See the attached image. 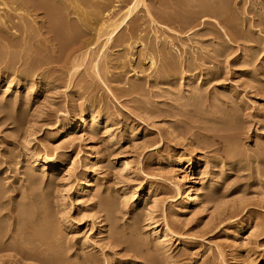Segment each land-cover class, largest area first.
<instances>
[{
    "label": "rangeland",
    "instance_id": "obj_1",
    "mask_svg": "<svg viewBox=\"0 0 264 264\" xmlns=\"http://www.w3.org/2000/svg\"><path fill=\"white\" fill-rule=\"evenodd\" d=\"M87 1L82 8L91 19L84 26L72 22V15L49 18L35 10L18 16L12 12L14 5H8L10 10L3 7L10 12L0 20V235L5 234L0 244H7L0 250V264H264V26H252L259 17L264 19V0L222 1L228 14L221 18L236 20L238 35L203 9L216 0H142L116 30L114 44L104 49V37L95 44L91 34L108 19L120 21L137 0ZM93 2L100 4L99 16ZM57 27L70 38L69 44L55 40ZM85 39L95 43L86 59L76 58L81 51L75 49ZM162 47L171 53L177 77L164 78L155 53ZM150 53L153 65L146 60ZM28 66L37 72L27 73ZM24 71L29 82H21ZM90 110L99 113L96 132L80 130L78 143L71 137L51 140L58 120L69 124L74 115ZM14 116L21 121L14 122ZM55 145L61 147L57 157L73 164L43 175L31 164L28 151L52 156ZM227 148L232 157L224 152ZM89 157L95 158L93 164ZM86 171L95 179L75 205V189ZM177 178L183 179L184 189L192 185L200 194L206 183L212 184L213 195L208 201L202 200L205 195L198 197L184 212L174 197ZM99 194L116 202L110 215L102 210L105 199ZM22 203L36 211L46 229L51 227L46 242L57 238L61 246L55 241L52 245L63 249L57 250L64 263L55 259L50 245L41 244L45 240L33 238L39 222L26 208L29 216L24 218ZM39 206L48 208L47 215ZM153 222L162 231L166 225L171 234L153 236ZM241 222L248 226L237 235ZM111 223L125 231L120 232L122 240L114 238ZM51 229L61 239L52 236ZM134 239L142 242L136 252L127 243ZM23 242L29 246L21 251L17 247Z\"/></svg>",
    "mask_w": 264,
    "mask_h": 264
},
{
    "label": "bare ground",
    "instance_id": "obj_2",
    "mask_svg": "<svg viewBox=\"0 0 264 264\" xmlns=\"http://www.w3.org/2000/svg\"><path fill=\"white\" fill-rule=\"evenodd\" d=\"M74 1V0H73ZM90 1V0H89ZM103 1V0H102ZM105 1H107V0H105ZM179 1V0H178ZM181 1V0H180ZM196 1V0H195ZM198 1V0H197ZM207 2H209V0H206ZM212 1V0H211ZM218 1H221V5H219V3L217 4L216 2H217V0H216V2H215V0H214V2H215V7L214 6H212L211 4L209 5V4H207V3H205V4H203L202 5V7H203V9H207V10H209V11H206L207 13H209V16L212 14L213 16H215V17H217V18H220V19H223L224 17V15H225V13H227L226 11V9L225 8H227V7H225L224 8V4L225 3H222V1L223 0H218ZM226 1H228V0H226ZM226 1H223V2H226ZM65 2H67L66 0H0V20H2L3 21V18H4V16H5V14H9V12L7 11L6 13L4 12V9H3V7H6L7 9H8V5L10 4V5H14L15 7L12 9V12H13V14H16V15H21V14H25V12H31V11H35V10H42V11H44L45 13V15H46V17H49V18H59V16H64L65 18H67L68 16H69V18H70V16L71 17H74V18H72L73 20H72V22L74 21V23L77 21H79L80 23H81V26L83 25H87V22H89L88 20L89 19H91V18H88L89 17V13H85L84 12V8H82L83 6H85V5H88V1L87 0H82V1H74V2H72V3H70L69 5L67 4H65ZM104 2V1H103ZM140 2H142V4H143V1L142 0H137L135 3H133V5L132 6H129L126 10H125V15H124V17L120 20V21H118L117 22V20H116V22H115V20L113 19H108L105 23H107L106 25H104V23H101V26L99 27V29L97 30V31H95V33L93 34H91L92 35V37H93V35H94V38H96V40H95V42H91V40H88V39H85L83 42H81L80 43V45L79 46H77L76 48L77 49H75V50H77V52H79V51H81L80 52V55H76L75 53V55H76V58H80V59H86L85 57L87 56V51H89V49H90V47L92 48V44L93 43H95V44H97V40H99L101 37H104V42H103V49L105 48L104 46H106L107 44H114V41H113V38L115 37V32H116V30L118 29V28H120L123 24H124V22L126 21V19L128 18V17H130L131 15H132V13H133V11L135 10V8L139 5V3ZM176 2H177V0H176ZM175 2V3H176ZM183 2V1H182ZM187 2H189V1H187ZM213 2V1H212ZM79 5H78V4ZM178 3V2H177ZM176 3V4H177ZM183 3H185V1L183 2ZM192 3V2H191ZM195 3H197V2H195ZM227 3V2H226ZM229 3V2H228ZM227 3V4H228ZM27 4H33V7H26V5ZM58 4H59V6L62 8V11H59V10H57V8L58 7H56V6H58ZM104 4V3H103ZM141 4V3H140ZM28 5V6H29ZM100 4L99 3H94L93 2V4H92V6H93V10H97V11H99V12H101L100 11V6H99ZM178 5H180V4H178ZM185 5V4H184ZM184 5H182V6H184ZM188 5V4H187ZM191 5H193V4H191ZM258 5V4H257ZM147 6V5H146ZM188 6H190V5H188ZM187 6V7H188ZM227 6V5H226ZM260 6V5H259ZM87 7V6H86ZM86 7H85V9H86ZM104 7V6H103ZM108 7V6H107ZM180 7H181V5H180ZM260 7H264V6H260ZM88 8H90V7H88ZM194 8V7H193ZM6 9V10H7ZM11 9V8H10ZM10 9H8V10H10ZM59 9V8H58ZM91 9H92V7H91ZM103 9V8H102ZM199 9V6L197 7V10ZM201 9V8H200ZM199 9V10H200ZM88 10V9H87ZM182 10V9H181ZM199 10H198V12H199ZM226 10V11H225ZM97 11L95 12L96 14H97ZM196 11V10H195ZM201 12H202V10H200ZM254 11H256V10H254ZM263 10H261V12H262ZM88 12V11H87ZM93 13H94V11H92ZM103 12V11H102ZM151 12V11H150ZM201 12H200V15H201ZM148 13V12H147ZM207 13H204V15L205 14H207ZM264 12H262V14H263ZM99 14V13H98ZM96 15V16H99V15ZM124 14V13H123ZM193 14V13H192ZM228 14V13H227ZM93 15V14H92ZM177 15V14H176ZM199 15V13L197 14V16H200ZM93 16H95V14L93 15ZM92 16V17H93ZM157 16V15H156ZM197 16H196V18H197ZM203 16V15H202ZM212 16V17H213ZM261 16V15H260ZM150 17V16H149ZM192 17V16H191ZM214 17V18H215ZM221 17H223V18H221ZM57 18V19H58ZM63 18V17H62ZM64 18V19H65ZM94 18H97V17H94ZM159 18H160V15H159ZM165 18V17H164ZM171 17H169V19H170ZM195 18V19H196ZM233 18V17H232ZM101 19V18H100ZM172 19V18H171ZM171 19H170V21H171ZM177 19V18H176ZM181 19V18H180ZM192 19V18H191ZM219 19V20H220ZM52 20V19H51ZM166 20V19H165ZM182 20V19H181ZM186 20V19H185ZM189 20V21H188ZM187 21H188V23L189 22H191V21H193V20H190V19H188ZM229 20V19H228ZM228 20H225V19H223V22H225L226 24V28L233 34V35H238L239 34V28H237L238 26L235 24V22H236V20H234L235 22H233L232 20L231 21H228ZM250 20V19H249ZM169 21V22H170ZM253 21V20H252ZM58 22V21H57ZM65 22V21H64ZM71 22V21H70ZM78 22V23H79ZM92 22V21H91ZM90 22V23H91ZM96 22V21H95ZM168 22V21H167ZM182 22H183V20H182ZM250 22V21H249ZM254 22V23H253ZM252 22V26H257V25H254L255 23H260L261 25H263L264 26V19L262 18V16L261 17H259L258 18V20L257 21H253ZM153 23V22H152ZM172 23H174L173 21H172ZM180 23H181V21H180ZM186 23V22H185ZM3 24V23H2ZM61 24V23H60ZM70 24V23H69ZM182 24V23H181ZM222 24H224V23H222ZM75 25V24H74ZM80 25V24H79ZM65 26V25H64ZM70 26V25H69ZM75 26H78V24H76ZM12 27V26H11ZM55 27V26H54ZM73 26H71L70 27V29L72 28ZM86 27H88V26H86ZM52 28V27H51ZM77 28V27H76ZM79 28V27H78ZM85 28V27H84ZM53 29V28H52ZM59 29V27H57V29H56V33L57 34H55V37H56V39L55 40H57V42L59 41V43L61 44L62 42H67V41H71L70 40V38L69 39H67V36H63V35H61L58 31ZM69 29V30H70ZM73 29H75V28H73ZM80 29L82 30V28L80 27ZM63 30V29H62ZM65 30V29H64ZM80 30V31H81ZM2 31V30H1ZM76 31V30H75ZM78 31H79V29H78ZM63 32V31H62ZM68 32V31H67ZM54 33V32H53ZM82 33H84L83 31H82ZM74 34V33H73ZM72 34V35H73ZM80 33H78V35H79ZM85 35H87V34H85ZM73 37V36H72ZM74 37H77L76 36V34H75V36ZM249 38V37H248ZM72 39V38H71ZM247 39V38H246ZM250 39V38H249ZM262 39V38H261ZM251 40V39H250ZM92 41H94V40H92ZM228 41V40H227ZM168 42V41H167ZM250 42V41H249ZM68 43V42H67ZM66 43V44H67ZM165 43V42H164ZM69 44V43H68ZM163 44V43H162ZM64 45V44H63ZM168 45V44H167ZM166 45V46H167ZM67 46V45H66ZM109 46V45H108ZM123 46V45H122ZM163 46V45H162ZM256 46V45H255ZM170 47V46H169ZM168 47V48H169ZM146 48V47H145ZM148 48V47H147ZM251 48H252V46H251ZM102 49V50H103ZM244 50L245 49H247V48H243ZM249 49V48H248ZM82 50H83V52H82ZM155 50V49H154ZM171 50V49H170ZM174 50V49H173ZM250 50V49H249ZM251 50H253V49H251ZM250 50V51H251ZM151 51H153V49H151ZM172 51V50H171ZM245 51H247V50H245ZM128 52V51H127ZM249 52V51H248ZM253 52V51H252ZM251 52V53H252ZM92 53V52H91ZM152 53V52H151ZM149 54V56H146V60H148L149 61V63L151 64V65H153L154 64V58H153V56H152V54ZM155 53L156 54H159V58H161L160 59V63H161V66H162V68H163V73L165 74V75H168V77H166L165 75H164V78H169V77H173L174 76V74H176V70L173 68V62H172V59H170L169 57H170V55H171V53H169L164 47H162V48H160L157 52L155 51ZM245 53V52H244ZM247 53V52H246ZM90 54V53H89ZM104 54V53H103ZM147 55V54H146ZM154 55V54H153ZM169 55V56H168ZM244 55H246V54H244ZM252 55V54H251ZM250 54H249V56H251ZM91 56V55H90ZM132 56V55H131ZM141 56H143V55H141ZM172 57V56H171ZM247 57V56H246ZM89 58V57H88ZM249 57H247L246 58V62L249 60L248 59ZM254 58V57H253ZM256 58V57H255ZM101 59V58H100ZM103 59H104V57H103ZM251 59V58H250ZM119 60V59H118ZM175 60V59H174ZM253 60V59H252ZM255 60V59H254ZM253 60V61H254ZM158 61H159V59H158ZM176 62V61H175ZM248 62H250V61H248ZM75 63V62H74ZM156 63V62H155ZM178 63V62H177ZM251 63H252V61H251ZM35 64V63H34ZM189 64V63H188ZM250 64V63H249ZM254 64V63H253ZM36 65V64H35ZM160 65V64H159ZM245 65V64H244ZM258 65V64H257ZM32 66V65H31ZM30 66V67H31ZM38 66V65H37ZM178 66V65H177ZM198 66V65H197ZM248 67H249V65H247ZM251 66V65H250ZM29 67V66H28ZM30 67L29 68H26V69H28V70H26L27 71V73L29 72L30 74H33L32 72L33 71H35L36 69H30ZM77 66L75 65V68H76ZM95 67H97V63H95L94 64V68ZM175 67V66H174ZM260 67V66H259ZM157 68V67H156ZM173 68V69H172ZM179 68V67H178ZM197 68V67H196ZM37 69H38V67H37ZM72 70H74V69H72ZM95 70H96V68H95ZM178 70V69H177ZM184 70V69H183ZM208 70V69H207ZM1 71V70H0ZM76 71V70H75ZM250 71H251V69H250ZM21 72H22V70H21ZM36 72H37V70H36ZM35 72V73H36ZM96 72V71H95ZM97 72H99V71H97ZM182 72V71H181ZM211 72V71H210ZM244 72V71H243ZM252 72V71H251ZM253 73H255L254 71H253ZM1 74V73H0ZM22 75H20L21 77H22V81L21 82H27L28 80V77H27V75H25V71L23 72V73H21ZM44 74V73H43ZM42 74V75H43ZM179 74V73H178ZM207 74H210V73H208L207 72ZM15 75V74H14ZM36 75H38V74H36ZM157 75V74H156ZM181 75H182V73H181ZM204 75H206V74H204ZM215 75V74H214ZM264 75V74H263ZM29 76V75H28ZM33 76V75H32ZM46 76V75H45ZM180 76V75H179ZM178 76V77H179ZM201 76V75H200ZM15 77V76H14ZM30 77V76H29ZM159 77V76H158ZM163 77V76H162ZM176 77H177V74H176ZM181 77V76H180ZM208 77H211V76H208ZM13 78V77H12ZM19 78V77H18ZM42 78V77H41ZM160 78V77H159ZM186 78H188V76L186 77ZM16 79V78H15ZM21 79V78H20ZM162 79V78H161ZM180 79H182V78H180ZM190 79H191V77H190ZM32 80V79H31ZM46 80H47V77H46ZM208 80V79H207ZM20 81V80H19ZM45 81V80H44ZM162 81H163V79H162ZM171 81V80H170ZM29 82V81H28ZM165 82V81H164ZM169 82V81H168ZM181 82V81H180ZM31 83H33V82H31ZM41 83V82H40ZM173 83V82H172ZM44 84H46V82H44ZM43 84V85H44ZM204 84H206L205 82H204ZM19 85V84H18ZM41 85V84H40ZM47 85V84H46ZM201 85V84H200ZM199 85V86H200ZM206 86V85H205ZM38 87V86H37ZM229 90V89H228ZM198 91V90H197ZM193 92V91H192ZM195 93V92H194ZM32 93H30L29 95H31ZM195 95H197L196 93L195 94H193V96L195 97ZM192 96V95H191ZM199 99V98H198ZM90 105H91V103H90ZM224 106V105H223ZM92 109V108H91ZM80 110V109H79ZM96 110V109H95ZM101 112V111H100ZM97 113H98V111H97ZM96 113V111H93V110H90L89 112H79V113H77L76 115H74L75 117H74V119L71 121V123H69V124H61V122L58 120L57 122H56V125L54 124V126L56 127V130L53 132V135H52V137H51V140L53 141V142H60L61 140H64V138H68V137H71L72 139H74L75 140V142H79V139H80V137L78 136V132H80V130H87V127L88 128H92V131L93 130H95V132H96V128L98 127L97 125H98V114ZM227 113H229V110L227 111ZM231 113H233L232 112V110H231ZM230 113V114H231ZM17 115V114H16ZM220 115V114H219ZM233 115V114H232ZM224 116V115H223ZM227 116V115H226ZM225 116V118H226V120H227V118H228V116L226 117ZM234 116V115H233ZM22 117V116H21ZM230 117V116H229ZM10 118V117H9ZM64 118V117H63ZM65 118H67V119H71L72 117L71 116H68L67 114H65ZM224 118V119H225ZM233 118H235V117H233ZM11 119H13L14 120V122H19V121H21V118L20 117H11ZM230 119V118H229ZM232 119V118H231ZM220 120V119H219ZM225 120V122L224 123H226L227 122V124H229L228 123V121H226ZM63 122H64V119L62 120ZM230 121V120H229ZM236 121V120H235ZM214 122H215V120H214ZM221 122V121H220ZM215 123H217V122H215ZM21 124V123H20ZM220 124V123H219ZM232 124V123H231ZM227 126V125H226ZM225 126V127H226ZM229 127V126H228ZM227 127V128H228ZM90 131H91V129H89ZM91 131V132H92ZM84 132V131H83ZM85 132H87V131H85ZM88 133V132H87ZM90 133V132H89ZM93 133H94V131H93ZM92 133V134H93ZM29 137V136H28ZM113 139V138H112ZM81 141V140H80ZM65 142V141H64ZM71 142H72V140H71ZM58 144V143H57ZM67 144V143H66ZM228 147H229V144H228ZM25 148H27V147H25ZM72 148V147H71ZM60 150H61V147H59V146H54V148H53V151H54V154H52V156H48V155H39V154H37L36 152H33V151H28V157H29V159L31 160V164H33L34 166H36L37 165V167H38V169H39V171L40 172H42V174L43 175H45V174H47V173H50V172H52L54 169H57V168H60V167H64V166H70L71 164H73V162H72V159H62V160H60L57 156L60 154ZM224 150V149H223ZM229 150H231V149H225V151L224 152H226L227 153V155H229L230 157H232V154H231V152L229 151ZM36 151V150H35ZM92 154V153H91ZM222 154V153H221ZM226 155V156H227ZM98 156V155H97ZM262 156V155H261ZM258 157V156H257ZM234 158V157H233ZM263 158V157H262ZM94 157H89L88 158V161H89V164L91 163V164H93L94 162ZM230 160V159H229ZM246 160V159H245ZM255 160V159H254ZM217 161V160H216ZM235 161H237V160H235ZM261 161H263L264 162V160H261ZM188 162V161H187ZM229 162V161H228ZM231 162V161H230ZM229 162V163H230ZM239 162V161H238ZM127 164V163H126ZM190 165V164H189ZM221 168V167H220ZM223 168V167H222ZM30 173V172H29ZM200 174V173H199ZM259 174V173H258ZM264 174V173H263ZM32 175H33V173H32ZM30 176H31V174H30ZM37 176H38V174H37ZM31 177H33V176H31ZM35 177H36V174H35ZM34 177V178H35ZM38 177H40V176H38ZM257 177V176H256ZM260 177V176H259ZM37 178V177H36ZM35 178V179H36ZM95 179V176H90V174H88V172L86 171V172H84L83 174H82V177H81V181H80V183H79V185L77 186V188L75 189V205H77L80 201H79V199H80V197L81 196H84L85 194H86V192H87V185H88V183L89 182H91V181H93ZM258 181V180H257ZM260 181V180H259ZM264 181V180H263ZM35 182H36V180H35ZM34 182V183H35ZM262 182V181H261ZM32 183H33V181H32ZM33 183V184H34ZM98 183V182H97ZM206 184H208V185H204L203 186V189L202 190H204L205 192L204 193H202V194H200V193H198V189L196 190L195 188H194V186H192V185H188L187 187H186V189H184V181H183V179L182 178H177V180L174 182V192H175V200L176 199H178L179 200V207H180V209H182L184 212H186L187 210H189L190 208H193L196 204H197V201L199 200L198 199V197H202V195H205V197L202 199L203 201H208L209 200V198L213 195L212 194V192H209V190H210V188L212 187H210V185H212V184H209V183H206ZM264 184V183H263ZM101 185V184H100ZM0 186H2L1 184H0ZM94 186H96V185H94ZM1 188V187H0ZM97 190V189H96ZM208 190V191H207ZM0 191H3L2 189L0 190ZM201 192V191H200ZM203 192V191H202ZM5 193V192H4ZM41 193V192H40ZM97 193V192H96ZM95 193V194H96ZM43 194V196H44V192L42 193ZM41 194V195H42ZM183 194H185V197H182L183 196ZM3 195V194H2ZM38 195H40V194H38ZM97 195V194H96ZM96 195H95V197H96ZM109 195V194H108ZM0 196H1V194H0ZM33 196V195H32ZM94 196V195H93ZM99 196H100V194H99ZM127 196V195H126ZM31 197V196H30ZM35 197H37L36 196V194H35ZM34 197V198H35ZM39 197V196H38ZM42 197V196H41ZM108 196L106 195V197H102V195L100 196V198H101V200L104 198L105 200H102V202H101V207H102V210L103 211H109L110 213L112 212V210L113 211H115L116 209H117V207L116 208H114V205H115V201L113 200V198H112V200H109L108 198L110 197H108ZM132 197H133V195H132ZM1 198V197H0ZM33 198V197H32ZM32 198H30V200L32 199ZM33 198V200L35 201V199ZM43 198V197H42ZM107 198V199H106ZM129 198V197H128ZM214 198V197H213ZM38 199V198H37ZM36 199V200H37ZM41 199V198H40ZM44 199H45V197H44ZM82 199V198H81ZM111 199V198H110ZM116 199V198H115ZM1 200V199H0ZM29 200V199H28ZM27 200V201H28ZM30 200H29V202H30ZM32 200V203L34 202ZM46 200V199H45ZM27 201H26V204H27ZM38 201H41V200H37L36 201V203L38 202ZM211 201V200H210ZM28 202V203H29ZM42 202V201H41ZM72 202V201H71ZM114 203V204H113ZM204 203V202H203ZM25 204V203H24ZM30 204V203H29ZM38 204V203H37ZM43 204L44 203H42V206H43ZM70 204V203H69ZM123 204V203H122ZM22 206H23V203L21 204ZM20 205V206H21ZM31 205H35V204H31ZM41 205V204H40ZM67 205V204H66ZM135 205V204H134ZM19 206V205H18ZM21 206V207H22ZM26 206L27 205H24L23 207H22V209L20 210L21 212H23V213H21V214H24V210H25V208H26ZM36 206V205H35ZM34 206V207H35ZM123 206V205H122ZM0 207H2V205L0 206ZM20 207V208H21ZM28 207H31V206H28ZM46 207H47V204H46ZM100 207V208H101ZM15 208V207H14ZM18 208V207H17ZM39 208H41L40 206H39ZM38 208V212L42 209L43 210V207L41 208V209H39ZM44 208H45V206H44ZM115 210H114V209ZM29 209V208H28ZM28 209L26 208V212H29V211H31L32 213H31V216H32V214H33V216L35 217V215H37L36 214V211L35 210H29L28 211ZM30 209H32V207L30 208ZM47 210H48V208H46ZM46 209H44V210H46ZM96 209V208H95ZM16 210H18V209H16ZM15 210V211H16ZM44 210H43V212H44ZM100 211V210H99ZM0 212H1V210H0ZM12 212V211H11ZM14 212V211H13ZM12 212V213H13ZM18 212V211H17ZM42 212V215L44 214V213H46V215H47V212H44L43 213ZM101 212V211H100ZM109 212H108V214H109ZM30 213V212H29ZM18 214V213H17ZM48 214H49V212H48ZM115 213L113 212L112 213V215H114ZM103 215H104V213H103ZM106 215V214H105ZM110 215V214H109ZM19 216V215H18ZM24 218L26 219V216L28 217L29 215H28V213H27V215L26 214H24ZM30 216V217H31ZM39 217H42L41 216V211H40V213H39V215H38ZM45 216V215H44ZM43 216V217H44ZM115 216V215H114ZM2 217V216H1ZM20 217H22V216H20ZM42 217V218H43ZM67 217V216H66ZM65 217V218H66ZM107 217V216H106ZM113 217V216H112ZM118 217V216H117ZM2 218H4V216L2 217ZM23 217H22V219H24ZM36 218V217H35ZM41 218V219H42ZM110 218H111V216H110ZM138 218V217H137ZM11 219V218H10ZM29 219V218H28ZM116 218H114V220H115ZM136 219V218H135ZM36 220H37V218H36ZM36 220H35V223H36ZM40 220V219H39ZM112 220V219H111ZM137 220V219H136ZM25 221V220H24ZM28 221V220H27ZM29 221H30V219H29ZM38 221V220H37ZM42 220H40V222H41ZM116 221V220H115ZM138 221V220H137ZM23 222V221H22ZM39 222V221H38ZM39 222V223H40ZM44 222V221H43ZM64 222V221H63ZM0 223H2V221L0 220ZM24 223V222H23ZM27 223V222H26ZM38 223V228H37V225L36 224H34V225H36V233L38 234V236H34L33 238H41V239H43V240H45V242L43 243L42 241H41V244H44V245H50V247H52V251H51V253H52V255H54V257H55V259L57 260V261H62L63 263H64V261H63V258H62V260H61V257L63 256H60L59 257V255H60V250H61V252L63 251V249H60L59 247H58V245H60V244H58V243H60V242H56L55 240L57 239V238H55V243H57L58 245H56V247H58V248H56V247H54V244L52 245V243H54V241L51 243V241L50 242H46L47 240V237H48V231L47 230H49L51 227L49 226V229H46V227H48V226H46V225H44V224H42V223H40L39 224ZM48 223V222H47ZM47 223H45V224H47ZM25 224V223H24ZM112 224V223H111ZM118 224V223H117ZM168 224V223H167ZM47 225H49V223L47 224ZM113 225V224H112ZM111 226V225H110ZM113 226H115L114 228H115V232H114V234H113V232H112V234L113 235H115L114 236V238H116L117 236H119L118 238L120 239V236H122V234H120V232H121V229L120 228H122V227H118V225H117V227H116V225H113ZM131 226V225H130ZM247 224L246 223H243V222H241V223H238L237 224V227H236V229H235V231H236V233H237V235H242L243 234V232H244V229H246L247 228ZM31 227H32V223H31ZM127 227V226H126ZM148 227H149V225H148ZM0 228H1V226H0ZM19 228H21L20 226H19ZM53 229H54V227H52ZM56 228V227H55ZM114 228H111L112 229V231H114ZM3 228H1V230H2ZM32 229V228H31ZM53 229H51V230H53ZM4 230V229H3ZM50 230V231H51ZM54 230H56V229H54ZM52 231L53 232V235L52 236H55V234H54V232L55 233H58L59 231H58V229L56 230V231H58V232H56V231ZM123 230V229H122ZM169 230L170 229H168V227H166V225H164V229H163V231L162 230H158V226H157V224H155L154 222L152 223V226H151V231H152V235L153 236H159V237H161L162 235L166 238L168 235H170L171 233L169 232ZM228 230V229H227ZM19 231V230H18ZM34 231V230H33ZM124 231V230H123ZM122 231V232H123ZM121 232V233H122ZM227 232V231H226ZM225 232V233H226ZM33 233V232H32ZM60 233V232H59ZM58 233V234H59ZM124 233H125V231H124ZM4 234V233H3ZM3 234H2V236L0 235V239H1V237H4L3 236ZM7 234V233H6ZM118 234H120V235H118ZM150 234V233H149ZM5 235V234H4ZM8 235V234H7ZM25 235V234H24ZM33 235H34V233H33ZM60 235V234H59ZM59 235H57V236H59ZM31 236V235H30ZM51 236V237H52ZM57 236H55V237H57ZM125 236V235H124ZM21 237V236H20ZM25 237V236H24ZM10 238V237H9ZM59 238L61 239V237L59 236ZM122 238H123V236H122ZM3 239V238H2ZM1 239V240H2ZM26 239H27V237H26ZM51 238L49 237V239H48V241L50 240ZM52 239H54L53 237H52ZM59 239V240H60ZM113 239V238H112ZM132 239V238H131ZM58 240V241H59ZM120 240H122V239H120ZM120 240L118 241V240H116V241H118L119 242V244L120 243H124V241H121L120 242ZM167 240V239H166ZM4 241V240H3ZM24 241V240H23ZM36 241L38 242V239H36ZM35 241V239H34V243L36 242ZM61 241V240H60ZM138 241V240H137ZM141 241V240H140ZM145 241V240H144ZM5 242V241H4ZM3 242V243H4ZM22 242V241H21ZM37 242L35 243V244H37ZM115 242V241H114ZM139 242V241H138ZM2 242H1V246L0 247H2L4 244H3ZM6 243V242H5ZM25 243H26V240H25ZM40 243V242H39ZM47 243V244H46ZM127 243H129L128 245H129V249L130 250H132V251H134V252H136V251H139V249L141 250V244H139V243H142V242H139V243H137V242H135V239H134V241H130V242H127ZM145 243V242H144ZM24 242L22 243V246L23 247H17V249L18 248H20L19 250H21V248L23 249V248H25V246H29V243L28 244H24ZM34 244V245H35ZM12 245V244H11ZM33 245V244H32ZM39 245V244H38ZM142 245H144V244H142ZM4 246H7V244L6 245H4ZM3 246V247H4ZM61 246V245H60ZM3 247L0 249V250H2L3 249ZM10 247V246H9ZM13 247V246H12ZM11 247V248H12ZM36 247H37V245H36ZM35 247V248H36ZM48 247V246H47ZM50 247H48V249L50 248ZM28 247H26V250H29V249H27ZM30 248V247H29ZM34 247H33V249H35ZM44 248H46L45 246H44ZM44 248H43V254L45 253L44 252ZM4 249H5V247H4ZM14 249H16L15 247H14ZM40 249H41V247H40ZM57 249H59V252H58V250ZM144 249V248H143ZM50 250V249H49ZM146 250V249H145ZM3 251V250H2ZM22 251V250H21ZM24 251V250H23ZM34 252L35 251H37L36 249L35 250H33ZM19 252V251H18ZM26 252V251H25ZM25 252H22V253H25ZM28 252V251H27ZM26 252V254H29V253H27ZM21 254V253H20ZM25 255V254H24ZM31 255H32V253H31ZM40 255V254H39ZM38 255V256H39ZM45 255V254H44ZM86 255V254H85ZM139 255V254H138ZM26 257H28V255H26ZM30 257V256H29ZM33 258H34V255L32 256ZM45 257V256H44ZM53 257V256H52ZM53 257V258H54ZM90 257V256H89ZM88 257V258H89ZM94 257V256H93ZM92 257V258H93ZM45 258H47V256L45 257ZM60 258V259H59ZM36 259V258H35ZM91 259V258H90ZM49 260V259H48ZM47 260V261H48ZM88 260V259H87ZM50 261V260H49ZM52 261V260H51ZM85 261H86V259H85ZM89 261V260H88ZM87 261V262H88ZM92 261V260H91ZM90 261V262H91ZM53 262V261H52ZM65 262H67V260H65ZM70 261H68V263H69ZM90 262H88V263H90ZM51 263V262H50ZM73 263H74V261H73ZM72 263V261H71V263L70 264H73ZM92 263V262H91ZM54 264H56V263H54ZM59 264H61V263H59ZM65 264H67V263H65ZM76 264V263H75ZM79 264H81V263H79ZM85 264H87L86 262H85Z\"/></svg>",
    "mask_w": 264,
    "mask_h": 264
}]
</instances>
